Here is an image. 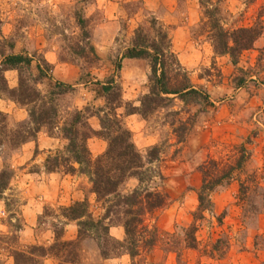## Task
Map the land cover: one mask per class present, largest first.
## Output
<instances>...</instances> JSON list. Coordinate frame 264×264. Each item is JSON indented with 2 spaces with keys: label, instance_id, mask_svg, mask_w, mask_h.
<instances>
[{
  "label": "rangeland",
  "instance_id": "374dc122",
  "mask_svg": "<svg viewBox=\"0 0 264 264\" xmlns=\"http://www.w3.org/2000/svg\"><path fill=\"white\" fill-rule=\"evenodd\" d=\"M215 6L225 29L254 26L259 16L264 24V0H0V52L32 60L30 67L0 73V264H43L51 257L52 264H63L70 247L57 258L55 244L75 239L64 235L69 225L77 234L75 222L66 221L61 211L66 206L59 205L65 191L74 195L70 204L87 199L90 209L103 214L86 175L47 172L43 164L66 144L54 125L62 126L75 109H85L88 124L98 130L108 100L112 106L121 102L116 112L135 148L142 155L157 149L158 160L145 164L152 176L144 184L167 202L143 217L147 230L140 234L155 238L150 248L140 243L133 258L118 252L103 259L96 241L84 239L76 264H264V33L233 64L213 50L209 26L215 17L204 10ZM152 18L166 30L180 64L213 104L198 113L182 143L167 124L170 112L187 114L178 100L146 118L125 114L123 103L137 106L148 91L149 64L120 56L134 30L148 27ZM20 79L23 88H32L31 94L35 89L39 96L35 111L41 98H50L45 108L52 103L57 111L53 125L30 121L32 103L17 100L22 96L17 94ZM111 81L108 93L104 86ZM18 134L26 138L21 141ZM106 145L102 138L88 140L94 157ZM241 145L247 152L242 168L210 193L212 212L203 211L193 229L201 184L198 166L208 157L228 162L239 156ZM136 185L129 178L119 189L126 193ZM109 234L124 238L115 237V228ZM188 234L196 248L186 247Z\"/></svg>",
  "mask_w": 264,
  "mask_h": 264
},
{
  "label": "trees",
  "instance_id": "16d2710c",
  "mask_svg": "<svg viewBox=\"0 0 264 264\" xmlns=\"http://www.w3.org/2000/svg\"><path fill=\"white\" fill-rule=\"evenodd\" d=\"M207 2L204 1V4ZM206 8L204 12L214 13L211 19L209 37L212 40L213 50L216 54L227 55L231 62L235 64L238 56L252 47L253 43L264 33V24L259 22L254 26H239L232 30L225 29L214 10ZM80 23L83 19L80 18ZM148 27L138 26L133 33L129 44L122 52L120 59H145L149 64L148 91L139 98V105L133 106L130 102H124L125 114L138 113L143 118L148 117L160 108L173 106L172 102L178 100L182 105L185 117H178L180 110L170 112L171 120L168 126L171 128L177 143L184 142L188 132L192 128L198 113L206 111L213 104L208 92L201 86L195 85L189 77L188 71L180 64L175 53L171 49L170 39L166 30L156 19L152 18ZM151 35V36H149ZM12 47V44L9 45ZM93 52V47L90 48ZM264 49V48H263ZM0 73L6 69H13L22 66L30 67L31 58L18 53L3 54L0 52ZM119 66V65H118ZM117 66V67H118ZM39 73L42 70L38 64ZM2 70V71H1ZM108 82L104 88L108 93L112 91V83ZM62 85V84H60ZM17 100L20 102L32 103L38 100L39 96L35 89L23 88L22 79L19 81ZM115 94L118 102V87H115ZM116 98V97H115ZM49 99L41 98L40 104L35 111L34 105L29 110L30 121L42 124H52L57 111L52 103L45 108ZM108 100V111L103 118H99L100 127L94 130L87 122V113L84 109L74 110L63 125L53 128L62 132L66 144L62 149L55 150L45 158L43 166L47 172L63 171L65 174H84L91 183V191L95 195L96 202H102L103 214L96 213L90 209L87 199L75 201L69 206L62 207L61 211L66 221L75 222L77 234L74 240L55 244L59 246L54 256L61 257L60 251H65V247H70L66 258L63 257V264H76L80 256V243L84 239L96 241L98 253L101 258H110L118 255V252H125L130 258L138 254L140 243L143 247H151L155 238L153 233L149 238L140 234V230L146 231L143 226V217L147 213L158 209L166 204V198L159 191L145 186V182L150 181L152 168H147L145 164H150L158 160V152L155 147H151L142 155L134 146L130 139L129 131L123 126L116 110L122 105L121 102L112 106ZM197 106L195 112H190L191 107ZM108 116V117H107ZM53 117V118H52ZM53 125V124H52ZM39 127L36 129L38 131ZM27 134H31L28 130ZM32 135V134H31ZM21 141L26 138V134H18ZM98 137L106 141L104 151L95 157L88 148V140ZM247 158L246 148L241 145L239 156H233L228 162L219 161L208 157L197 168L201 175V184L197 190V208L192 213L193 222L191 227L196 228L194 221L203 216V211L212 212V202L210 193L217 187L228 183L237 170L241 169ZM63 168V169H61ZM160 176V173H157ZM129 178H135L137 185L130 191L122 193L120 185ZM240 182L239 188H244ZM264 206V194H263ZM106 219L108 221L106 222ZM114 219V220H113ZM121 225L124 231L123 240H116L109 234L111 224ZM145 228V229H143ZM56 236V240H57ZM186 247L196 248V241L193 235L188 234ZM218 243V242H217ZM216 243L214 244V247ZM116 248H120L116 250ZM213 250L209 252L212 254ZM60 252V253H59Z\"/></svg>",
  "mask_w": 264,
  "mask_h": 264
},
{
  "label": "crops",
  "instance_id": "0c3cea01",
  "mask_svg": "<svg viewBox=\"0 0 264 264\" xmlns=\"http://www.w3.org/2000/svg\"><path fill=\"white\" fill-rule=\"evenodd\" d=\"M74 197V195H73V193H71V191L69 190V191H65L62 195H61V199L60 200H58V201H61L60 203H59V205H65V206H68V205H70V203H69V199L70 198H73ZM72 203V202H71ZM69 224V223H68ZM70 226V225H69ZM69 226L68 227H66V229H64V235H66V234H69L70 236L69 237H71V238H75L76 237V227L74 226V225H71V226H73V228L74 229H72V230H70L71 228H69ZM113 228H115V231H116V238H120V239H122L123 238V236H124V231H123V228H122V226H114V227H110L109 228V231H112V229ZM45 257H49V256H45ZM44 257V258H45ZM52 260H54L52 257L51 258H46V259H44V263L43 264H52Z\"/></svg>",
  "mask_w": 264,
  "mask_h": 264
}]
</instances>
